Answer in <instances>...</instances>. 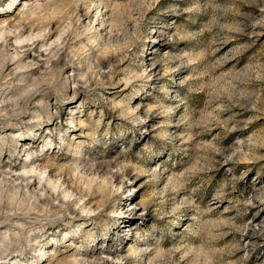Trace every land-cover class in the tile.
<instances>
[{
  "label": "rangeland",
  "instance_id": "rangeland-1",
  "mask_svg": "<svg viewBox=\"0 0 264 264\" xmlns=\"http://www.w3.org/2000/svg\"><path fill=\"white\" fill-rule=\"evenodd\" d=\"M96 2L47 0L48 6L39 12L25 15L14 9L17 12L14 24L9 23L10 14H0V22L6 28L0 33V68L11 67L12 64H8L11 60L17 68L32 73L30 80L13 82L9 87L0 86V113L9 110L22 119L26 116L32 119L34 124L27 126L26 131L34 136L39 133L43 144L58 131L54 124L55 102L60 101V120L74 122L80 116L78 109L91 88L88 82L96 77L103 82L104 69L111 70V63H119L121 67L126 64L129 49L140 44L137 33L146 27L150 39L144 43L139 59L151 77L148 87L133 95L131 104L116 98V103L122 105L118 109L120 115L129 119L139 117L144 121L135 124L138 133H129V136H136L131 151L148 144L157 131L163 129V135L176 127L170 117L165 124V111L170 107L163 99L165 81L168 84L177 79L186 81L183 87L191 100L189 107L195 114L196 123L206 125L213 120H227L218 100L232 91L234 73L228 70L208 75L202 73L211 56L219 63L226 53L239 59L250 52L245 47L248 37L241 35L242 26L238 20L241 10L234 6L233 0H135L142 5L136 13H130V0H104L107 8L91 7ZM84 4L89 7H83ZM140 13L142 19L137 23L135 16ZM101 24H104L103 28ZM97 28L101 32L107 29L123 36L100 49L103 60L98 66L84 64L80 56L87 45L72 43V40L84 33L82 41ZM217 33L230 37L222 47L218 45ZM258 35V43L264 41V32L258 31ZM173 54H184L187 63L177 68L171 59ZM29 64L38 65L39 71L29 68ZM237 67L241 73L251 75L256 85L264 83V58H261L260 49L248 56L243 67ZM17 77L23 78L24 71L18 72ZM74 78L81 85H88L76 96L72 95L71 88H48L41 83L45 79L55 82ZM119 87L123 95L131 86ZM168 91L170 93L171 89ZM244 91L249 96L255 92L253 103H264V91L259 87L248 86ZM111 93V89L100 90V95L108 101L113 99ZM5 100L7 104L3 103ZM34 101L39 103L34 104ZM133 108L138 109L134 116L130 111ZM92 109L99 113L98 105L93 104ZM153 111H158L159 115H151ZM4 122L0 115V125ZM114 123L116 120L111 116H105L102 126ZM222 130L214 129L212 135ZM253 131L264 138V130ZM78 132V129H72L70 134ZM234 135L230 132L216 143L207 133L189 134L182 146L186 154L181 153V158L173 160L170 167L164 162L165 171L151 178L138 176L133 168L136 160L130 154L122 156L120 150L106 158L103 168L91 169L82 168L72 158L50 160L44 154L26 157L18 153L13 157L5 153L0 156V184L7 179L4 176L7 169L15 180L20 181L16 184L20 191L13 195L15 203L11 205L0 200V264H53V257L55 264H177V261L179 264H258L257 256L264 255V205L253 200L255 206H248L243 215L237 214L244 211L242 201L253 195L246 181L255 175V168L247 158L241 159L235 167L231 160L225 161V157L237 148L246 151L243 145L232 144ZM21 141L27 144L28 138L22 137ZM216 161H220L218 166ZM159 167L161 165L157 164L156 168ZM112 168L117 171L109 175L108 170ZM245 168L251 169L248 175L243 180H234ZM121 175L125 178L123 185L120 184ZM69 176L72 184L66 183ZM34 190L38 198H33ZM81 192L89 193V198L84 199ZM221 193V198L213 199ZM160 194L165 204L171 197L177 203L187 204L190 200L202 209H212L204 217L205 224L199 236L182 239L179 235L155 231L151 221L146 219L149 216L146 205ZM68 205H71L68 216L60 217V211L64 210L60 206ZM73 212L79 220L72 216ZM105 212L120 214L109 218L115 223L109 225L108 235L101 240H96L94 233H85L81 237L84 230L77 229V224L95 220ZM37 216L39 220L34 219ZM53 217L60 219L53 220ZM69 219H72V225L63 227ZM141 221L148 223L149 228H144ZM120 225L127 229L124 239L113 243L111 233ZM70 230L75 231V235L64 237ZM253 244L258 247L252 248ZM245 245L251 253L247 257Z\"/></svg>",
  "mask_w": 264,
  "mask_h": 264
},
{
  "label": "clouds",
  "instance_id": "clouds-1",
  "mask_svg": "<svg viewBox=\"0 0 264 264\" xmlns=\"http://www.w3.org/2000/svg\"><path fill=\"white\" fill-rule=\"evenodd\" d=\"M233 3L236 8L241 10L238 13V20L242 26L241 35L248 37L245 47L250 49V52L239 59L230 52L226 53L219 63L215 56H211L202 73L203 75H208L209 73L225 70L234 73L233 79L235 80V84L232 91L218 100V103L222 105L223 114L227 116L226 121L213 120L206 125L196 123L195 114L189 107L191 100L183 87L186 81L177 79L172 81L171 84L165 81L166 87L163 89L165 92L163 99L170 105L165 111V124L168 123V118L170 117L176 127L170 132H165L163 135L161 134L163 129L157 131L154 138L148 144L138 148L135 152L131 151V144L136 136H129V133H138L139 129L134 126L138 123H144V121L139 117L129 119L127 116L120 115L118 109L122 108V105L116 103V98L119 97L120 101H123L124 104H131L132 96L137 95L139 91H143L148 87V80L151 77L148 75L144 63L139 59L144 43L150 39V32L145 27L142 32L137 33L140 44L135 49H129L126 64L121 67L119 63L109 62L111 63V70L107 67L104 69L103 82H100L98 77L88 82L91 84V88H88V93H86L85 99L78 109L80 116L76 117L74 122L60 120L58 115L61 111L60 101L55 102L53 109L56 114L54 115V124L57 126L58 131L54 136H50L49 139L44 140L43 144L40 143L39 133H35L34 136L33 133L26 131L27 126L34 124L32 119L27 116L22 119L16 112L9 110L0 113L5 121L3 125H0V137H2V140H0V156H3L5 153L13 157L18 153L26 157L42 156L44 154L50 160L72 158L82 168L91 169L96 167L103 168L106 158L111 157L117 150H120L122 156L130 154L136 160L133 168L138 176L145 175L151 178L157 173L165 171L163 167L164 162H167L170 167L173 160L181 158L180 154L185 153V149L182 146L185 144V140L189 134L199 136L202 133H207L213 141L220 143L228 133L232 132L235 133L232 144L234 146L243 145L246 151H241L237 148L236 151L231 152L229 156L225 157V161L231 160L233 167H235L241 159L247 158L253 168H255V175H252L246 181V186H251L253 195L242 201L245 206L244 211L237 214L243 215L247 211L248 206H255L252 205L253 200H258L260 204L264 205V138L258 137L253 131L254 129L264 130V103H253L256 95L255 92L249 96L244 91L248 86L254 89L259 87L264 91V83L256 85L251 75L241 73L237 67L238 65L243 67V62L248 56L255 53L257 49H260L261 58H264V41L258 43L260 41L258 31L264 32V0H233ZM47 6V0H0V14H10L12 18L9 23L14 24L17 18V12H14V9L27 15L30 12H39ZM82 6L89 7L88 4ZM101 6L107 8L104 0H97L96 3L91 5V7L95 8ZM128 7L130 13H136L142 8V5L137 4L135 0H130ZM141 19L142 13L135 16L137 23ZM100 27L103 28L104 24H101ZM89 28H91V25H89ZM83 35L84 33L77 35L75 40H72V43L81 42L82 45H87V49L80 56V60L84 64L91 63L97 66L103 60V57L100 55V49L104 45L114 42L123 36V34L110 33V30L107 29L101 32L99 28L92 29L91 34L81 41ZM216 35L218 45L221 47L225 40L230 38L222 33H217ZM69 39L71 40V38ZM73 58L75 59V57ZM171 59L176 62L177 68L187 63L184 54H173ZM8 64H12V66L8 67L5 65V68H0V86L9 87L13 82L22 83L25 79H31L32 73L30 71L17 68L11 60L8 61ZM29 68H35L39 71L38 65L35 64H29ZM21 71H24L23 78L17 77V73ZM110 77H114V79H110ZM13 78H16V80L14 81ZM41 83L48 88H55L57 86L60 88H71L73 96L78 95L80 91L88 87L87 84L81 85L79 80L75 78L73 80L59 79L55 82L45 79ZM120 85H124L125 87L131 86L130 91L121 95ZM153 87L155 88L156 85H153ZM108 89L112 90V101H108L100 95V90L107 91ZM169 89H171L170 93ZM89 93L94 94L89 95ZM3 103L7 104L8 101L5 100ZM38 103L39 101H34V104ZM93 104L99 106V113L92 109ZM130 111L134 116L138 109L133 108ZM220 114L217 113V115ZM151 115H159V112L153 111ZM105 116H111L112 119L116 120V123L102 126ZM147 116L148 113L146 112L145 119H147ZM80 117H83V119ZM254 121L255 123H253ZM221 128L223 129L222 131H216L212 135L214 129ZM72 129H78V134H70ZM22 137L28 138L27 144L21 141ZM211 162L209 158L208 163L210 164ZM219 163L220 161H216L217 166ZM157 164H160L161 167L156 168ZM114 171L117 170L112 168L108 170V174L111 175ZM250 171L251 169L245 168L240 176L233 179L243 180ZM4 176L7 179L0 184V200L6 205H11L15 203L12 199L13 195L18 194L20 191L16 188V184H19L20 181L15 180L14 175L7 169L4 170ZM124 180L125 178L121 175V185H123ZM66 183H73L70 176L66 178ZM149 186L151 187V185ZM229 190H231V181L229 182ZM80 194L84 199L89 198V193L87 192H81ZM221 196H223V193L219 196H214L213 199L221 198ZM33 198H38L36 190L33 192ZM24 199L25 201H29L28 197H24ZM188 205H191V208ZM60 207L64 209L60 211V217H67L68 209L71 208V205ZM146 208L149 213L146 219L151 221V225L155 228L156 232L173 236L179 235L182 239H192L195 236H199L205 224L204 217L206 213L212 211L211 208L202 209L199 204H192L190 200L187 204L177 203L171 197L168 198V202L165 204L162 194L147 204ZM12 214L15 213L13 212ZM115 215L120 214L105 212L95 220H86L83 223L77 224V229L84 230L80 233V236L83 237L85 233H94L95 239L101 240L108 235L107 230L109 225L115 223L109 219ZM72 216L76 220H79L75 212L72 213ZM60 217H53V220L60 219ZM34 219L39 220V216ZM141 224L144 228H149L148 223L141 221ZM71 225L72 219H69L63 227L69 228ZM85 225H91V227L86 228ZM125 231L127 229L123 225H120L119 229L111 233L110 238L112 242L118 243L122 241ZM70 235H75V231L70 230L64 233V237ZM241 238H243V232H241ZM251 247L255 248L258 245L253 244ZM244 248L245 257H247L251 253L248 245H245ZM256 259L258 264H264V255H258ZM53 264H55V257H53ZM177 264H179V261H177Z\"/></svg>",
  "mask_w": 264,
  "mask_h": 264
},
{
  "label": "bare ground",
  "instance_id": "bare-ground-1",
  "mask_svg": "<svg viewBox=\"0 0 264 264\" xmlns=\"http://www.w3.org/2000/svg\"><path fill=\"white\" fill-rule=\"evenodd\" d=\"M6 31V28L4 27V25H3V22L1 21L0 22V33H4ZM31 182H29V184H30ZM29 184H28V186H29ZM27 186V187H28Z\"/></svg>",
  "mask_w": 264,
  "mask_h": 264
}]
</instances>
